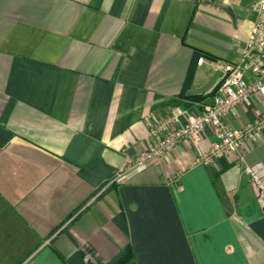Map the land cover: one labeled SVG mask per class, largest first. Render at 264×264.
Listing matches in <instances>:
<instances>
[{"label": "crops", "instance_id": "1", "mask_svg": "<svg viewBox=\"0 0 264 264\" xmlns=\"http://www.w3.org/2000/svg\"><path fill=\"white\" fill-rule=\"evenodd\" d=\"M214 2L0 0V264H114L127 249V264H264L246 172L264 164V130L205 163L207 126L130 171L154 124L207 110L213 94L189 91L242 60L256 1ZM263 111L254 95L224 121Z\"/></svg>", "mask_w": 264, "mask_h": 264}, {"label": "built area", "instance_id": "2", "mask_svg": "<svg viewBox=\"0 0 264 264\" xmlns=\"http://www.w3.org/2000/svg\"><path fill=\"white\" fill-rule=\"evenodd\" d=\"M255 1L257 19L242 60L238 64L223 66L222 75L214 88L212 104L204 112L196 114L177 108L168 118L154 124L150 134L155 144L140 154L130 171L140 169L150 161L162 159L188 139L199 140L207 126L214 129L216 142L210 153L201 158L205 163L238 152L264 130V111L255 121L241 129H234L224 121L229 116L238 117L239 108L249 106L254 95L264 100V0ZM204 61V58H200L198 63ZM184 116L185 123L182 122ZM246 172L256 190L257 202L264 208V164H252Z\"/></svg>", "mask_w": 264, "mask_h": 264}, {"label": "water", "instance_id": "3", "mask_svg": "<svg viewBox=\"0 0 264 264\" xmlns=\"http://www.w3.org/2000/svg\"><path fill=\"white\" fill-rule=\"evenodd\" d=\"M221 75H222V71H217L207 84H205L204 86L200 88L189 91V95L190 96H200V95L208 94L215 88Z\"/></svg>", "mask_w": 264, "mask_h": 264}, {"label": "trees", "instance_id": "4", "mask_svg": "<svg viewBox=\"0 0 264 264\" xmlns=\"http://www.w3.org/2000/svg\"><path fill=\"white\" fill-rule=\"evenodd\" d=\"M214 90L215 89H213L209 94L212 95L214 93ZM132 259H133L132 251L130 249H127L121 254V256L115 261L114 264H127Z\"/></svg>", "mask_w": 264, "mask_h": 264}, {"label": "rangeland", "instance_id": "5", "mask_svg": "<svg viewBox=\"0 0 264 264\" xmlns=\"http://www.w3.org/2000/svg\"><path fill=\"white\" fill-rule=\"evenodd\" d=\"M215 2V4H219L220 2H224V1H222V0H214Z\"/></svg>", "mask_w": 264, "mask_h": 264}]
</instances>
